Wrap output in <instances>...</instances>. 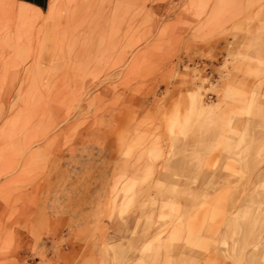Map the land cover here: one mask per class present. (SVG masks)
<instances>
[{
  "label": "rangeland",
  "instance_id": "obj_1",
  "mask_svg": "<svg viewBox=\"0 0 264 264\" xmlns=\"http://www.w3.org/2000/svg\"><path fill=\"white\" fill-rule=\"evenodd\" d=\"M43 10L0 25V264H264V0Z\"/></svg>",
  "mask_w": 264,
  "mask_h": 264
},
{
  "label": "bare ground",
  "instance_id": "obj_2",
  "mask_svg": "<svg viewBox=\"0 0 264 264\" xmlns=\"http://www.w3.org/2000/svg\"><path fill=\"white\" fill-rule=\"evenodd\" d=\"M42 14L43 12L39 9L22 4L17 5L15 0H0V25L6 24L7 21H16L17 28L25 24L43 23L55 17V15L52 13H49L47 17L42 16ZM28 163H30V159L27 160L26 165ZM21 219L22 217L19 219V221Z\"/></svg>",
  "mask_w": 264,
  "mask_h": 264
},
{
  "label": "crops",
  "instance_id": "obj_3",
  "mask_svg": "<svg viewBox=\"0 0 264 264\" xmlns=\"http://www.w3.org/2000/svg\"><path fill=\"white\" fill-rule=\"evenodd\" d=\"M15 1H16L17 5L22 4L25 6H30V7L39 9L42 12H45V10H43V9L46 8L48 4L50 5L52 0H15Z\"/></svg>",
  "mask_w": 264,
  "mask_h": 264
}]
</instances>
